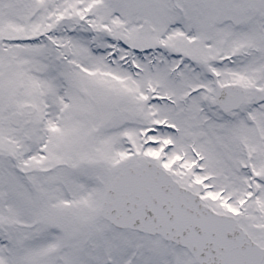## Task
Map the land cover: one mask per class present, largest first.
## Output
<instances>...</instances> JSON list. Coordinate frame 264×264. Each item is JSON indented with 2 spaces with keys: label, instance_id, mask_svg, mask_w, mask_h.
Segmentation results:
<instances>
[{
  "label": "snow or ice",
  "instance_id": "6c2138e0",
  "mask_svg": "<svg viewBox=\"0 0 264 264\" xmlns=\"http://www.w3.org/2000/svg\"><path fill=\"white\" fill-rule=\"evenodd\" d=\"M0 264H264V0H0Z\"/></svg>",
  "mask_w": 264,
  "mask_h": 264
}]
</instances>
